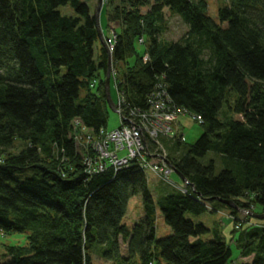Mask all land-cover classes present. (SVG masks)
<instances>
[{"label":"trees","instance_id":"obj_1","mask_svg":"<svg viewBox=\"0 0 264 264\" xmlns=\"http://www.w3.org/2000/svg\"><path fill=\"white\" fill-rule=\"evenodd\" d=\"M103 3L115 26L110 89L113 82L122 113L147 111L162 84L201 125L188 146L174 131L147 141L188 184L138 160L89 173L84 157L95 154L76 138L109 131L108 55L94 13L82 0H0V234L27 235L25 246H3L0 264H232L218 223L199 220L223 210L234 223L230 241L249 258L240 264H264V220L239 218L255 206L264 213V0H225L216 18L208 0ZM66 5L72 16L59 11ZM169 16L186 26L177 40L164 37ZM135 196L142 214L129 226ZM159 219L170 230L162 238Z\"/></svg>","mask_w":264,"mask_h":264},{"label":"built area","instance_id":"obj_2","mask_svg":"<svg viewBox=\"0 0 264 264\" xmlns=\"http://www.w3.org/2000/svg\"><path fill=\"white\" fill-rule=\"evenodd\" d=\"M115 34L111 30L110 35L105 40V45L109 54L113 52L115 44ZM140 42H142L140 40ZM147 59L146 56L143 58ZM149 109L140 111L137 109L129 110L123 114L121 108V99L117 98L116 108L120 118V126L116 129L103 131L100 130V138L92 141L89 136L84 139L82 136L76 138V142L86 141V145L91 146L95 154L92 160L85 155V164L88 172H103L107 166L119 170L128 165L132 160H138L144 169L155 176L166 180H171L172 169L166 163V155L162 147H159L161 153L150 155L148 140L159 144V135H172V125L176 122L179 115H184L182 109L172 105L164 85L158 84L148 96ZM200 120V117L197 118ZM78 124V122H76ZM83 131H86L83 128ZM147 157H151L147 161Z\"/></svg>","mask_w":264,"mask_h":264},{"label":"rangeland","instance_id":"obj_3","mask_svg":"<svg viewBox=\"0 0 264 264\" xmlns=\"http://www.w3.org/2000/svg\"><path fill=\"white\" fill-rule=\"evenodd\" d=\"M89 6L92 13H94L95 9H97L98 0H82ZM225 3V0H208V13L212 18H216L217 10L220 6H222ZM102 1L101 9L104 8ZM105 9V8H104ZM144 10V9H143ZM59 11L63 15H70L72 16L73 10L69 5L62 6L59 8ZM113 28V26H111ZM167 30L164 33V37L168 40H177L181 35H183L186 32V26L181 22V20L176 16H169L167 19ZM139 50H142V47L137 46ZM112 66V64H110ZM114 78L113 73L110 74V79ZM110 96L112 99V102L116 106L117 98L116 90L114 89V85L112 82L111 89H110ZM120 125V118L117 113L113 112L109 108V117H108V129L113 130L116 129ZM172 125V128H174V134L176 135H182L181 138L184 140L183 146H188L192 143H194L202 134V128L201 125L196 122L193 117L189 114L179 115L176 122H174ZM173 134V133H172ZM161 143L163 144L164 148L168 153L174 154L176 151L171 148L170 144H167L166 142L161 140ZM79 144H82V141L79 142ZM182 150L177 153L179 156L182 154ZM166 153V152H165ZM217 171L220 170V168L216 169ZM148 178L151 180L149 181V187L153 188L159 184L157 178H155L151 174H147ZM171 179L174 181L179 180V178L175 175H171ZM239 218L240 220L243 219L245 213H243V210H241ZM255 215H260L261 209L258 206H255L253 212ZM142 214V204L141 199L139 196H135L131 198L128 202L127 206V213L124 217V223L126 225H131L134 221H137V219L140 218ZM228 211H221L218 214L214 215H203L200 217V221L204 223V225L208 227H213L214 225L220 226V229L223 231V235L225 240L228 244H230L232 249V264H240L243 261L249 260L247 259H241L238 255V251L235 248V243L230 241V230L234 227V223L230 221H226L225 219L229 218ZM195 220V218H193ZM252 222H261L260 220H256L255 218H251ZM224 222V223H223ZM230 222V223H228ZM170 233V230L168 227H165L163 224V221L161 219L157 222V237L162 238L167 236ZM204 238H208V236H204ZM210 239V236H209ZM27 242V235L25 233H11L8 235H1L0 234V260L1 255L3 254V246L10 245V246H25ZM122 253H125V246L121 245ZM94 264H109L108 262H105L104 260L95 258Z\"/></svg>","mask_w":264,"mask_h":264},{"label":"water","instance_id":"obj_4","mask_svg":"<svg viewBox=\"0 0 264 264\" xmlns=\"http://www.w3.org/2000/svg\"><path fill=\"white\" fill-rule=\"evenodd\" d=\"M101 5H102V0H98L97 9H96V12H95L94 15L96 17V26H97V30H98L99 41L103 45L105 50L107 51L106 46H105L104 41H103V36H102L101 29H100V24H99V12L101 10ZM107 55H108L107 69H106V76H105V80H104L105 96H106V100H107V104H108L109 108L113 112L117 113L115 105L112 102V99H111V96H110V64H111V56H110L108 51H107ZM166 163L172 168L174 174L177 175L182 182H185L186 184H188L186 179L183 176H181L168 161H166ZM221 202L223 204L228 205L229 207L236 208V206L231 201H221ZM240 212H242V211L240 210ZM243 213L249 214L252 218H255V219H258V220H264V213L260 214V215H255L252 212H248V211H243Z\"/></svg>","mask_w":264,"mask_h":264},{"label":"crops","instance_id":"obj_5","mask_svg":"<svg viewBox=\"0 0 264 264\" xmlns=\"http://www.w3.org/2000/svg\"><path fill=\"white\" fill-rule=\"evenodd\" d=\"M95 12H96V9L94 11V14H95ZM99 24H100V29L102 32L103 39L107 38L109 36L110 31H111V26H113V25H109L107 23L104 8L101 9L99 12ZM113 27H115V26H113Z\"/></svg>","mask_w":264,"mask_h":264},{"label":"bare ground","instance_id":"obj_6","mask_svg":"<svg viewBox=\"0 0 264 264\" xmlns=\"http://www.w3.org/2000/svg\"><path fill=\"white\" fill-rule=\"evenodd\" d=\"M147 57V56H146ZM144 61H147V59L146 60H144ZM112 73H114V69H113V67L112 66H110V74H112Z\"/></svg>","mask_w":264,"mask_h":264}]
</instances>
